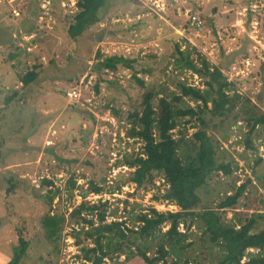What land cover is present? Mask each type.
I'll return each mask as SVG.
<instances>
[{
  "label": "rangeland",
  "instance_id": "obj_1",
  "mask_svg": "<svg viewBox=\"0 0 264 264\" xmlns=\"http://www.w3.org/2000/svg\"><path fill=\"white\" fill-rule=\"evenodd\" d=\"M76 3L0 0V233H8L13 244L11 257L1 250L0 264L12 260L21 235L29 241L21 264H82L72 233L78 225L69 215L82 200H107L108 220L130 225L135 213L168 207L161 205L167 200L157 198L168 187L165 179L158 175L152 184L137 188L128 181L132 169L123 160L143 149V142L126 135V124L129 112L141 110L145 88L135 81L134 70L123 65L98 71L103 58L134 60L137 75L149 85L174 90L180 80L204 87L199 75L173 63L176 44L188 46L221 67L234 91L264 112V0H108L102 20L73 39L68 30ZM194 15L203 19L201 27L191 22ZM33 69L38 77L24 86L21 77ZM75 88L79 97L70 98L68 91ZM214 122L210 134L220 141V159L233 161V174L215 173L200 189L201 209L216 208L234 185L250 179L239 203L222 213L228 221L264 214V130L252 137L255 148L247 149L245 121L233 113ZM197 124L183 120L174 135L184 131L190 137ZM90 182L104 190L83 198ZM56 188L61 193L53 212L67 221L61 238L51 240L42 219L50 208L46 195ZM261 228L264 217L254 231ZM180 229L186 231V225ZM190 231L192 239L203 232L197 226ZM188 253L197 257L198 252ZM120 260L146 264L140 256ZM202 260L211 263L208 256Z\"/></svg>",
  "mask_w": 264,
  "mask_h": 264
},
{
  "label": "trees",
  "instance_id": "obj_2",
  "mask_svg": "<svg viewBox=\"0 0 264 264\" xmlns=\"http://www.w3.org/2000/svg\"><path fill=\"white\" fill-rule=\"evenodd\" d=\"M107 4L108 0H77V10L68 30L71 37L77 39L99 23ZM195 52L196 49L176 44L173 63L175 67L199 75L204 87L180 80L175 83L174 90L166 84L149 85L137 75L135 61L122 55L103 58L96 64L98 71H115L119 65L131 68L135 81L145 88L141 110L127 115L126 135L143 142L140 153L126 154L123 159L132 169L128 181L142 188L161 175L168 187L157 198L173 202L180 209L160 211L151 207L133 214L130 225L126 220H108L107 200L98 203L82 200L69 214L78 225V228L73 227L72 233L80 246L82 264H123L122 256L126 261L140 256L146 264H172L169 257H173V264H204L202 259L206 256L211 260L209 264H264V228L254 231L264 214L228 221L222 213L239 203L251 180L234 185V191L226 194L216 208L201 209L199 194L215 173L233 174V161L220 159V141L210 134V129L217 126L214 120L219 118L224 122L225 117L234 113V117L245 121L248 126L245 146L252 149L255 148L252 137L264 130V112L249 97L234 91V84L221 67ZM38 75L36 69L27 72L21 77L23 85L28 86ZM183 120L198 123L190 137L184 131H179L181 135L177 137L174 135ZM44 182L53 184L47 179ZM70 183L73 195L76 181ZM90 186L83 191V198L90 192L99 194L104 190L94 182H90ZM60 193V188H56L46 195L50 208L43 216L42 225L51 240L61 238L67 221L65 215L53 212V202ZM167 224L169 227L164 230ZM181 224L186 225V231L180 229ZM192 226L203 230L195 239L191 238ZM28 247L29 241L21 235L13 258L7 264H21ZM193 249L197 250V257L189 256L188 251Z\"/></svg>",
  "mask_w": 264,
  "mask_h": 264
},
{
  "label": "built area",
  "instance_id": "obj_3",
  "mask_svg": "<svg viewBox=\"0 0 264 264\" xmlns=\"http://www.w3.org/2000/svg\"><path fill=\"white\" fill-rule=\"evenodd\" d=\"M191 22L196 25V26H201L202 24V20L200 17L194 15L192 16ZM68 95L70 98H78L79 97V93L77 91V89H71L70 91H68ZM162 203L161 205H163L164 209L166 206H168L165 211H173L174 209H177V205H174V203Z\"/></svg>",
  "mask_w": 264,
  "mask_h": 264
},
{
  "label": "crops",
  "instance_id": "obj_4",
  "mask_svg": "<svg viewBox=\"0 0 264 264\" xmlns=\"http://www.w3.org/2000/svg\"><path fill=\"white\" fill-rule=\"evenodd\" d=\"M5 234H8V233H0V240H1V243L0 245H4V246H1L0 247V252L2 249L5 248V250L3 251L2 255H9L11 257V253H12V250H11V245L13 244H10L11 240L10 239H7V237L5 236ZM10 234V233H9ZM3 235L5 236V238H3ZM1 254V253H0ZM13 255H14V252H13ZM13 255H12V258H13ZM11 258V259H12ZM11 261V260H10ZM8 261V263L10 262Z\"/></svg>",
  "mask_w": 264,
  "mask_h": 264
}]
</instances>
